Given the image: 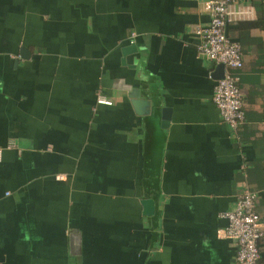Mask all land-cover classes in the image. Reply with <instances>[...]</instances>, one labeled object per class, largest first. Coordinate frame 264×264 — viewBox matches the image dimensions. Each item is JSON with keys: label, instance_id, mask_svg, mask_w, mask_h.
<instances>
[{"label": "crops", "instance_id": "0c3cea01", "mask_svg": "<svg viewBox=\"0 0 264 264\" xmlns=\"http://www.w3.org/2000/svg\"><path fill=\"white\" fill-rule=\"evenodd\" d=\"M205 2L0 0V264H234L220 214L247 189L264 233V0L226 29L236 133L196 51Z\"/></svg>", "mask_w": 264, "mask_h": 264}, {"label": "built area", "instance_id": "2783aa9c", "mask_svg": "<svg viewBox=\"0 0 264 264\" xmlns=\"http://www.w3.org/2000/svg\"><path fill=\"white\" fill-rule=\"evenodd\" d=\"M240 1L242 0H206L209 24L194 30L199 55L216 65H223L222 78L216 81L212 102L222 122L235 133L245 122L237 76V72L243 67V58L240 44L227 37L226 29L236 21L234 8ZM98 103L107 104L103 99L98 100ZM257 201L256 194L247 189L240 194L233 210L220 214V218L226 222L221 234L235 244L234 264H263L259 242L264 233L256 211Z\"/></svg>", "mask_w": 264, "mask_h": 264}, {"label": "water", "instance_id": "95a60500", "mask_svg": "<svg viewBox=\"0 0 264 264\" xmlns=\"http://www.w3.org/2000/svg\"><path fill=\"white\" fill-rule=\"evenodd\" d=\"M136 46L135 44H130L128 47H125L122 49V54L123 56H126L127 54H131V53H136ZM222 74H223V65L219 64L216 66V70H215V74L213 75V78L215 80H219L222 78ZM132 105L134 107L135 112L138 115L141 116H145V115H149V107L150 104L148 101L146 100H141L138 95H133V100H132ZM167 117V116H166ZM168 118V117H167ZM167 122L163 123L162 122V127H166ZM149 205V202H147V206ZM151 208V206H150Z\"/></svg>", "mask_w": 264, "mask_h": 264}]
</instances>
